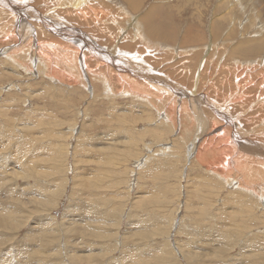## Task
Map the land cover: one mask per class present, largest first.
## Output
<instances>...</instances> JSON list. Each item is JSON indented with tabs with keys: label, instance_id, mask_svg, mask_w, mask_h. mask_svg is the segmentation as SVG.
Instances as JSON below:
<instances>
[{
	"label": "rangeland",
	"instance_id": "1",
	"mask_svg": "<svg viewBox=\"0 0 264 264\" xmlns=\"http://www.w3.org/2000/svg\"><path fill=\"white\" fill-rule=\"evenodd\" d=\"M0 1V264H264V0Z\"/></svg>",
	"mask_w": 264,
	"mask_h": 264
},
{
	"label": "bare ground",
	"instance_id": "2",
	"mask_svg": "<svg viewBox=\"0 0 264 264\" xmlns=\"http://www.w3.org/2000/svg\"><path fill=\"white\" fill-rule=\"evenodd\" d=\"M3 2L4 1H6V0H2ZM20 1V0H19ZM1 2V1H0ZM9 2V1H8ZM17 2V1H16ZM22 3V2H21ZM6 4H7V2H6ZM73 4V3H72ZM7 5H11V6H13L14 7V4H7ZM15 6H16V4H15ZM19 6H21V5H19ZM129 6L132 8V9H136V6L131 2V0H129ZM12 8V7H11ZM150 17H148V18H154V15H155V10H152V11H150ZM149 15H147V16H149ZM22 16V15H21ZM146 16V17H147ZM223 18H224V16H223ZM159 19V18H158ZM41 20V19H40ZM162 20V18L160 19V21ZM151 21H152V19H151ZM147 22H150V21H147ZM162 22H163V20H162ZM149 24V23H148ZM150 26V25H149ZM158 27H159V25H158ZM58 28V27H57ZM30 31H31V33H33V29H29ZM67 32V31H66ZM156 30L153 28V30L152 31H150V33H151V35H155L156 34ZM163 32V30L161 29V28H159L158 29V32L157 33H162ZM162 36V35H161ZM89 41V40H88ZM88 44H90V43H88ZM52 46H54V45H52ZM40 47V46H39ZM51 47V46H50ZM55 47V46H54ZM83 47V46H82ZM85 47V46H84ZM94 48V47H93ZM40 49H41V47H40ZM43 49V48H42ZM41 49V50H42ZM53 49V48H52ZM98 49V48H97ZM41 50H39L40 52H41ZM54 50V49H53ZM94 50V49H93ZM102 51V50H101ZM42 53V52H41ZM96 53H98V52H96ZM14 55V54H13ZM43 55H45V54H43ZM120 55V54H119ZM48 56V55H47ZM47 56H46V58H47ZM49 57H50V54H49ZM114 58V57H113ZM132 58V57H131ZM49 59V58H48ZM51 60L49 59V62H50ZM126 61H128V60H126ZM106 62H108V61H106ZM113 62H114V60H113ZM120 62V61H119ZM130 62V61H129ZM128 62V63H129ZM134 63V62H133ZM32 64V63H31ZM139 64V63H138ZM50 65V64H49ZM88 65V64H87ZM116 65H118V64H116ZM120 65H126V63H120ZM47 66H48V64H47ZM106 66V65H105ZM88 67V66H87ZM122 69H125V68H123V67H121ZM132 68L134 69V70H132V71H130L129 69V71L130 72H133V73H136V72H138V73H140V71H138L136 68H134L133 66H132ZM137 74V73H136ZM144 75V74H143ZM142 75V76H143ZM177 88V87H176ZM226 120V119H225ZM228 122V121H227ZM236 125V123H234L233 122V120L232 121H230L229 122V125ZM238 126V125H237ZM235 127V126H234ZM216 128V127H215ZM238 130V129H237ZM263 130V129H262ZM220 131V130H219ZM226 131V130H225ZM233 131V130H232ZM228 133V132H227ZM227 133H225V134H227ZM231 133V132H230ZM219 134H221V133H219ZM218 134V135H219ZM214 135V134H213ZM216 135L217 134H215L214 136H213V138H215L216 137ZM236 132L234 131L233 133H232V135L231 136H229V137H227V138H225V139H223V141H224V143L223 144H221L220 146H219V144L218 143H216L214 146H213V144L214 143H210V142H207V144L206 145H204V147H202L203 148V151L200 149V152H199V155L202 157H205V156H207L208 154H209V156L210 155H212L213 153H215V155H220V158H222L221 157V155H223V156H226L225 158H222L224 161H226L228 164L227 165H224L223 164V166L222 167H225L223 170V172H224V174H226V175H229L228 174V172L226 173V171H228L230 168H232L233 167V163H236V161L233 159V158H231L230 159V157H232V156H228L227 157V154L228 153H226L225 152V149L227 150L229 147L227 146V145H231L232 146V148H234V149H237V146H236V144L238 143L237 142V138L238 137H236ZM240 135H242V134H240ZM250 136V134H246V136H245V134H244V136L243 137H247V136ZM222 137V136H221ZM220 138V137H219ZM244 139V138H243ZM216 140V139H215ZM217 141H219V140H217ZM207 148V149H206ZM228 150H230V148L228 149ZM204 152V153H203ZM238 152V150L235 152L234 151V153H233V157L234 158H237L236 160H237V162H239L240 163V161H241V159L240 158H238L237 157V155H236V153ZM240 155V154H239ZM247 156V155H246ZM249 156V155H248ZM250 157V156H249ZM242 158V157H241ZM198 159V158H197ZM200 159H202V161H204L203 160V158H200ZM245 159H247V158H245ZM225 163V162H224ZM260 167H262V168H264V165L262 166H260ZM241 168V167H240ZM233 172V171H232ZM230 176V175H229ZM225 177V176H224ZM249 185V184H248ZM251 188H253V187H251ZM255 188V187H254ZM254 190V189H253ZM7 221V220H6ZM8 226V225H7Z\"/></svg>",
	"mask_w": 264,
	"mask_h": 264
}]
</instances>
